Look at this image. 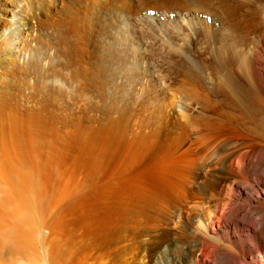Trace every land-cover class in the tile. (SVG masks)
Segmentation results:
<instances>
[{"label": "bare ground", "instance_id": "obj_1", "mask_svg": "<svg viewBox=\"0 0 264 264\" xmlns=\"http://www.w3.org/2000/svg\"><path fill=\"white\" fill-rule=\"evenodd\" d=\"M10 1L8 0L9 4L6 3L9 6L3 3L5 8L0 3V18L4 16L6 28L3 35L0 32V50L12 61L14 53L25 54L22 45L24 34L28 30L20 27L22 23L27 24L24 18L23 22L15 21V2ZM68 4L67 0L62 3L67 11L71 10ZM198 4L190 0H152L139 12L132 0H91L92 18L99 21L103 15L109 16L118 12V19L126 26L134 25L132 20L137 24L141 13L144 20L154 21L155 16L149 15L148 11L151 13L155 9L165 10V13L176 8L195 13L203 11L206 16L212 15L213 18L216 14L213 15L210 8L218 6L224 16L220 28L212 29L211 25L210 30L205 28V32H208L204 33V41L208 46H205L204 41H200L204 43L201 46L205 47L197 52L198 56L184 51V44L182 47L175 44L178 48L171 50L174 52L172 66L175 67L178 81L169 95L166 90L160 92L158 102L153 108L149 105L144 107L140 122L142 134L138 143L139 149L134 150L131 155L128 153L131 157L130 161L127 160L128 168L140 160L142 166L139 171L127 170L125 173L126 168L121 176L113 175L112 182L104 180L106 183H101L102 169L104 170L102 165L106 163L104 160H109L108 164L112 163L110 155L116 152L120 142L115 138L118 123L99 127L94 136L96 149L90 155L93 170L96 171V175L92 174L97 183H93L91 190L85 188L83 191L86 193L78 191L74 196L67 193L65 196L60 195V190L56 193L60 195L58 202L63 200L65 203L59 207V212L55 211L56 216L46 217L51 214L53 200L58 197H55V194L51 197L53 191L49 195L46 193L47 182L52 181L53 175L56 178L60 170L52 175L54 169L48 167L52 157L49 164L45 160L46 164L40 162L41 167L38 166L40 168L37 171L39 174L36 173L37 175H34L37 177H32L33 180L38 178L40 182L39 186L37 185L39 191L34 204L38 206L40 213L44 214L45 222H48L52 229L50 234L42 235L34 231L37 226L34 224L36 209H32L35 205L32 209L29 208L31 205L27 206L29 211L25 206L22 208L19 197H16L14 182H18V179L14 181L13 177L16 172L12 171L14 174L9 175V181H5L7 176L4 177L6 184L0 189L2 258L22 256L26 258L27 264H61L64 252L67 253L76 245L85 255L92 254L95 264H105L102 261L110 262L111 259L121 260L117 264H264V0H200ZM144 11L147 13H143ZM221 15H218L219 20ZM188 23L192 28L199 25L193 17ZM190 25L188 27H191ZM194 30L191 32L194 33ZM129 40L133 45L134 40ZM161 47L164 48L163 45ZM168 54L165 53L163 58ZM168 58L162 61L166 62ZM162 65L166 66L163 63ZM164 69L161 71L163 74ZM102 130L106 132L103 134ZM126 146L134 148V143L129 142ZM88 156L89 154L83 151L76 159L78 164L81 166ZM120 158L122 160L123 157ZM2 163L4 164L3 160ZM137 165L139 166V163ZM21 173L23 172L18 174ZM18 177L20 175L16 176ZM1 178L3 179L2 176ZM35 183L37 182L33 184ZM68 184L70 185V182ZM20 185L17 184L21 193ZM80 189L82 190L81 187ZM27 194L29 193L25 195ZM81 227H85V230L89 231L88 234L81 232ZM152 231L158 232V235L162 234L165 238L161 244H156L153 250L147 245ZM39 242L43 243L44 249L50 244L53 251L45 249V257H41ZM87 242H91L89 248L86 246ZM51 245L57 246L54 248ZM59 246L63 247L64 251ZM160 250H163V253L160 258H156ZM23 260L20 262L23 263Z\"/></svg>", "mask_w": 264, "mask_h": 264}, {"label": "rangeland", "instance_id": "obj_2", "mask_svg": "<svg viewBox=\"0 0 264 264\" xmlns=\"http://www.w3.org/2000/svg\"><path fill=\"white\" fill-rule=\"evenodd\" d=\"M11 1L10 3L15 2V21L17 20L18 22V20H22L21 22H23L25 19L24 22L27 24L22 23V25L20 24V27L22 26V28L28 30V32L24 34L25 40L23 41L24 43L22 45L24 47V51L22 50L25 53L24 55L22 53H14V59L11 61L9 58V60L6 58L5 52L0 50V159L3 157L0 160V169L2 171L0 172V175L3 177L2 179L0 176V189H2V185L4 186L6 184L4 183L5 181L10 180L9 175L14 174L13 172H16V174L23 172L18 175L14 174L15 176L13 175L15 178L14 181H17L18 179V182H14L16 183L14 192L16 193V197H19L18 200L19 202L21 201L20 205L23 206L22 208L26 207L27 209L31 205L29 208L32 209V207L35 205L34 200L37 196V192L39 191L38 186L40 184L38 178L37 180H33L32 177L37 175L36 173H38L37 171L41 167V164L45 161L49 164L51 160L50 158L52 157L53 159L51 160V164H49L48 167H51L54 169V171H49H52L53 175L60 170L56 174L58 176L55 175V178L53 175L52 181L50 180L47 182L48 186L47 188L45 187V190L47 191L46 193H48V195L53 191L51 197H53L54 194L55 197L58 196L56 197L57 200H53L52 209L50 210L51 214L46 215V217L53 216L57 213V210L58 212L60 211V208L65 203L63 200L58 202L60 195L65 196L67 193V195L74 196L79 192L86 193V191H83L85 188L87 190H91L92 186L97 183V179H95V176H93L96 171L94 172L93 170L94 168L92 167V159L90 155H92L96 149V137L94 136L96 135L95 130L99 129V127H106L107 125H112V123H118L117 127H119V134L117 133L115 138L117 142H120L116 152L110 155L112 157L109 156L113 164H108L109 160H104L106 163L102 165L104 170L102 169L101 180H103V182L100 180L101 183L112 182L113 177L117 174L120 175L124 173V169L126 168L127 169L125 173L128 172L127 170L132 172L136 169L137 171L140 170L139 167L142 165L139 159V161L137 160L138 162L133 163L130 168H128L127 160H131V157L129 156L130 153L136 149H139L138 143L142 134L140 122L144 107L149 105V107L153 108V106L158 102L160 92L167 91L168 93L166 92V94L169 95L174 90V86L178 81L179 77L176 76L175 67L172 66L174 52L172 53L171 50L177 49L179 45L182 47L184 44V47H182V49L184 48V51L187 50L195 56H198L199 53L197 52L204 50V47L208 46V44L204 41L206 40L204 33L208 32H205V30H210V27H213L212 29H216L217 27L220 28V22L222 21L224 15H221L219 9L220 7L218 6L210 8L213 13L211 11L210 12L213 15L216 14V17L213 16V18L211 14V17L209 15L206 16V13L203 11V13H200V11L195 13L187 11L186 9L182 11L181 9L178 10L176 8L172 9L173 11L171 12L167 10V15L165 10L163 11L155 9L152 10L151 13L148 11L149 15L155 16L154 21L144 20L141 13L137 24L135 23V20H132L134 25L126 26L125 23H122V21L120 22L118 19V16L120 15H118V12H113L109 16L103 15L99 21L94 19V17L92 18V15L90 14L91 0H67L69 2L68 5L71 8V10L69 9L68 11L62 6L64 0ZM132 1L134 2V6L136 5L135 8L139 12L144 10V6H146L147 3L152 2V0ZM190 1H194L195 4L200 2V0ZM0 3H4L6 6H9L8 0H0ZM4 4L3 6L5 8L6 6ZM216 4L219 5L218 3ZM121 6L122 5H120V7ZM215 9H217V13L214 11ZM143 13L147 12L144 11ZM165 15L167 18H165ZM218 15H221L220 20ZM2 17L3 18H0V28H2L0 32L3 35V32L6 28H4V16ZM65 17L67 18L65 19ZM180 17L181 19H179ZM190 17H193L196 22H199L197 23L199 25H195L194 28H192V26L188 23L189 19H191ZM209 17L211 20H209ZM180 21L185 22H182L181 24ZM176 23H179L178 26ZM186 23L191 27H188L189 25ZM178 27L182 31H180ZM190 28L193 30L195 29L196 31L194 30V33H192L191 31L193 30H190ZM177 30H179V32ZM179 33H182L183 35H180ZM197 34L200 35L198 36ZM177 37L179 39H177ZM130 38L131 40H134L133 45L130 43ZM200 41H204L205 46H201V44L204 45V43H200ZM175 44H177L178 47H176ZM162 45L164 46L165 50H167L166 52H164V48L161 47ZM197 45L200 46L198 47ZM165 53L169 55V58L168 55L163 58ZM170 54H172V57H170ZM166 58H168L166 62L165 60L163 62L162 60ZM162 63L166 64V66L162 65ZM163 69L164 74L161 72ZM4 114H6L5 117ZM11 130L12 132H10ZM101 132L104 134L106 131L102 130ZM129 142L134 143V148H129L126 146V144ZM2 144L4 146H2ZM81 149L83 150L80 152L79 150ZM83 151H86L89 156L85 158L87 161L84 160L83 163H81L83 165L82 167V165L80 166L78 164L76 159L79 158ZM8 156L11 157V159ZM119 157H123L122 160L121 158L119 159ZM105 158L108 159V156ZM2 160L4 161V164L2 163ZM27 160L30 161L28 162ZM16 161L20 162L22 165H19L20 163H17ZM15 163L18 165L16 166ZM137 163H139V166ZM24 164H26V166H24ZM14 165L17 167L16 169L14 168ZM19 175L20 177L16 178V176ZM6 176L7 179L3 181L4 177L6 178ZM24 176L25 179H28L30 176L31 178L25 180L23 179ZM20 180L23 184L20 183ZM104 180H106V182ZM100 181L98 182L100 183ZM34 182H37L38 184L35 183L34 185ZM60 182H62L64 185ZM69 182L70 185L68 184ZM17 184L20 185V189L22 188L21 193L23 194L20 193L19 186H17ZM29 185L31 186L29 187ZM53 186L55 188H53ZM34 187H36L35 190ZM27 188L31 189V191ZM60 190L63 193H61ZM26 193L29 194L26 196ZM56 193H59L60 195ZM31 194H35L33 195L34 198ZM25 196L26 198H24ZM35 206L32 209V211H35L36 209V221L34 220V224L36 223L37 226L33 225L35 226L34 231H36L39 235L44 233L50 234L52 232L51 226H48V222H45L44 214L40 213L41 211L38 209L37 205ZM245 211V213H247V210ZM37 213L39 215H37ZM41 219L43 220L41 221ZM75 227L77 226L75 225ZM81 228V232H87L88 234L89 231L85 230V227ZM48 230L50 231L48 232ZM164 240L165 238L162 234L159 233L158 235V232L152 231L149 235L147 245H150V249L153 250V247L156 244H161V242ZM47 246L48 247L45 249L48 251H53V249L50 247V244ZM51 246L54 247L55 245ZM86 246L89 248L91 246V242H87ZM38 247L39 254H41L40 256L45 257L44 254L46 251H44L45 249L43 248V243L39 242ZM59 248H62L61 250L64 251L63 247L59 246ZM64 253L65 254L61 259V264H95V259L93 258L92 254H89L90 256H88V254L85 255L84 252L76 245L72 247L67 253ZM162 253L163 250L158 251L156 258H160ZM1 255L2 254L0 252V256ZM2 256L0 257V264H27L26 258H22V256H14L13 258H8L7 256L8 259H6L5 255V258H2ZM20 260H23V263L20 262ZM102 262L105 264H117L118 262H121V260L111 259L110 262L107 260ZM28 264L30 263L28 262Z\"/></svg>", "mask_w": 264, "mask_h": 264}]
</instances>
